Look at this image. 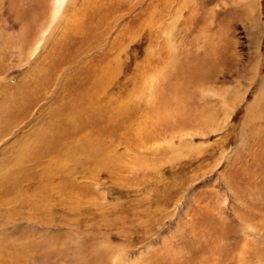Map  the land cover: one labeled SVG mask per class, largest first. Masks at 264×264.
<instances>
[{"label": "rangeland", "instance_id": "374dc122", "mask_svg": "<svg viewBox=\"0 0 264 264\" xmlns=\"http://www.w3.org/2000/svg\"><path fill=\"white\" fill-rule=\"evenodd\" d=\"M54 1L0 0V173L50 115L75 127L100 66L106 121L78 126L104 127L105 149L6 184L0 264H264V106L244 124L264 93V0L257 32L226 0Z\"/></svg>", "mask_w": 264, "mask_h": 264}, {"label": "bare ground", "instance_id": "6f19581e", "mask_svg": "<svg viewBox=\"0 0 264 264\" xmlns=\"http://www.w3.org/2000/svg\"><path fill=\"white\" fill-rule=\"evenodd\" d=\"M63 1L64 0H55L54 1V11L55 12L56 11H57V13L59 12V8L61 7ZM258 1L259 0H226V1H221L222 3H220V4L222 6H226V7L229 6V8H236V9L243 8V10L246 12V17L248 20V26L247 27L249 28V30L251 32H255V31L257 32L258 30H254V29L260 27V25H261L259 13H258ZM169 6H170V4H169ZM166 8H168V7H166ZM175 18H177V17H175ZM163 27H164V25H163ZM159 35H161V34H159ZM166 36H165V39L169 43L171 40L169 37H166ZM156 39H157V37H156ZM163 39H164V37H163ZM257 55H258V53H257ZM257 65H258V61H255L254 65L252 67V69H253L252 73L255 72L256 68L258 67ZM96 69L97 70L94 72V78H92L95 86L93 85L92 88H88V93L87 92L85 93V95L88 94L87 96L89 97V100H90L88 102V104L85 105L87 100L84 101L81 99L80 103H76V104L70 106L68 112L67 113L65 112L66 118L69 121L76 123L75 127L69 126L67 124V122L63 119V117L59 116L60 113L58 114L60 122H57V119L54 120V115H55V113H54L53 115H50V119L48 118L44 123L40 124V126H36L30 132H28L24 138L22 137L21 138L22 140L19 139V140H16V142H14L13 147L10 151V155L7 156V157H9L8 161H10L9 167H6L8 169L5 168L4 173H0V192L4 191L6 189L7 183H9V186L10 185L14 186L15 185L14 183H16L19 180V178H21V176L28 174L35 169H39L38 165H37L38 168H36L35 167L36 165L33 164V163H36L37 160H39V158L45 159V157H47V160H49L48 162H51L50 165L47 164L45 167H43L42 172L40 170V173H41L40 176L48 178L49 176L52 175V171L54 169V166H56V165L52 166L53 164H56L58 162L59 163H65L66 161H69V162L76 161L78 159V156H77L78 154H81V156H83V155L90 156V157L92 156L91 158H93V156H96L98 158L99 156L103 155V153H104L103 150L105 148L103 149V147H102L103 137H102V133H100V132L104 127L102 128L100 126L102 129H92V128H90V129L85 128L84 129L82 127V124H80L78 126V124L80 122L85 120L84 113H87L89 115H97V116L103 117L104 114H99V113L101 111H103L104 108L106 110H110V104L108 102L107 103L101 102L100 99H98V97H97V92L100 91L99 89L102 88V90H103L105 88V86H106L105 84L107 83V81H105L106 79H104V78L107 74L109 75L111 71L109 70V68L107 66L106 67L100 66L99 68H96ZM112 74H114V70L112 71ZM260 91H262V90H260ZM201 93H202V95L207 96L205 92L202 91ZM261 95L263 98L260 99L256 105H254L255 107L250 108L248 110L247 115L245 112L244 124L248 123L249 121L253 122L255 119V114L263 109L262 107L264 106V103H263L264 93L260 92L258 94V97L260 98ZM217 98L219 99V98H221V96L217 95ZM86 107H88L89 109H85ZM122 107H123L122 104H119L115 108L111 109L110 113L113 115L114 118H117V116L120 114L123 115V111L121 110ZM113 109H117V110L115 111ZM85 110L88 112H84ZM102 120L106 121V118L103 117ZM228 120H229L228 117H226L222 121V124H227ZM95 127L98 128V126H95ZM75 129L79 130V131L83 129L85 131V133L81 134V132L82 133L84 132V131H81L80 132L81 135L77 134V136L75 135L73 137H70V134L74 133L73 130H75ZM75 132H78V131H75ZM30 159H32L31 164L26 165L25 163L30 162ZM98 160H100V159L98 158ZM11 167H13V168H11ZM56 168H58V166ZM24 172H26V173H24ZM14 187H16V186H14ZM46 187H47V185L43 187V191H45L44 189ZM43 194H44V192H43Z\"/></svg>", "mask_w": 264, "mask_h": 264}]
</instances>
